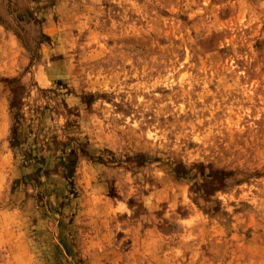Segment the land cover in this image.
Segmentation results:
<instances>
[{
  "label": "rangeland",
  "instance_id": "rangeland-1",
  "mask_svg": "<svg viewBox=\"0 0 264 264\" xmlns=\"http://www.w3.org/2000/svg\"><path fill=\"white\" fill-rule=\"evenodd\" d=\"M0 264H264V0H0Z\"/></svg>",
  "mask_w": 264,
  "mask_h": 264
}]
</instances>
